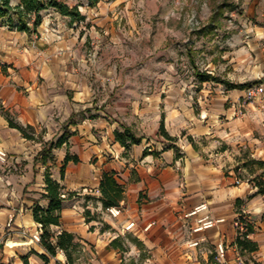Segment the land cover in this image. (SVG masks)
<instances>
[{
  "label": "crops",
  "instance_id": "1",
  "mask_svg": "<svg viewBox=\"0 0 264 264\" xmlns=\"http://www.w3.org/2000/svg\"><path fill=\"white\" fill-rule=\"evenodd\" d=\"M58 1L82 19L47 8L36 27L29 16L30 32L0 22V149L9 157L0 163V264H66L63 252L50 257L31 239L41 233L34 207L49 204L47 171L71 194L50 229L75 237L74 264H264V91L245 97L264 89V53L251 68L238 52L236 73L223 79L206 71L211 80L202 82L195 72L187 87L165 72L158 87L141 86L103 51L129 0ZM126 130L138 144L116 140ZM50 147L54 159L43 160ZM105 173L124 190L117 217L103 208ZM203 203L207 212L186 217ZM206 214L224 222L193 232ZM238 217L252 228L254 252L236 245Z\"/></svg>",
  "mask_w": 264,
  "mask_h": 264
},
{
  "label": "rangeland",
  "instance_id": "2",
  "mask_svg": "<svg viewBox=\"0 0 264 264\" xmlns=\"http://www.w3.org/2000/svg\"><path fill=\"white\" fill-rule=\"evenodd\" d=\"M129 3L128 8L119 6L120 12L128 9L129 16L120 14L116 42L103 51L115 57L123 75L138 77L141 86L158 87L165 72L179 73L187 87L195 85V72L211 71L223 79L236 73L233 60L238 52H247L251 68L264 53V0Z\"/></svg>",
  "mask_w": 264,
  "mask_h": 264
},
{
  "label": "trees",
  "instance_id": "3",
  "mask_svg": "<svg viewBox=\"0 0 264 264\" xmlns=\"http://www.w3.org/2000/svg\"><path fill=\"white\" fill-rule=\"evenodd\" d=\"M12 0H0V22L6 21L10 26H14V21H17L15 29L23 32H30V26L28 24L29 16L35 14L34 27L38 26L40 23V17L37 15L40 10L47 8H54L63 16H71L82 19V17L77 13V10L69 9L65 4L59 2L58 0H21V5L13 7L11 5ZM97 0H93L96 2ZM197 76L202 82L210 81L211 78L207 74H202L196 72ZM12 127H15L21 131L23 129L13 122H9ZM161 133L168 137L161 127ZM66 135L59 139V141L54 145L55 148L61 147L66 142ZM116 140L122 144V146L128 148L129 146L138 144L139 141L133 136L128 134V130L124 134L115 133ZM125 137L127 138L125 140ZM169 138V137H168ZM170 139V138H169ZM171 140V139H170ZM52 147L49 149H44L41 151V158L43 160L50 159L53 160L54 157L51 154ZM146 154V153H145ZM69 157L65 159V163L68 162ZM64 176V171H61V178ZM45 194L44 198L49 201L47 208H41L40 206H35L32 215L33 220L41 227L40 234V246L45 250V252L50 257H55L58 252H63L66 256V264H74L77 259V253L79 249L78 243L75 241V237L65 231L54 234L51 232L52 226H59L61 220V210L63 202L71 194L65 195L63 192V187L56 181H54L49 172L47 171L45 176ZM258 193L264 194V181L257 182ZM99 191L103 198V208L107 209L112 206H117L119 201L123 198V188L117 183L113 175L105 173L103 175L102 181L99 186ZM252 233V228L249 227L247 234ZM245 235V236H246ZM115 241H113V244ZM236 245L242 250H247L254 252L256 250L255 243L244 238H239L236 240ZM45 259V257L43 256ZM23 264H28L27 260H23Z\"/></svg>",
  "mask_w": 264,
  "mask_h": 264
},
{
  "label": "built area",
  "instance_id": "4",
  "mask_svg": "<svg viewBox=\"0 0 264 264\" xmlns=\"http://www.w3.org/2000/svg\"><path fill=\"white\" fill-rule=\"evenodd\" d=\"M263 91H264V89L261 85H256V86H253V87H251L245 91V97L247 99H253V98L257 97L258 95H261L263 93ZM8 160H9V157H8L7 153L0 149V163H2V164L7 163ZM236 184H240V181L237 180ZM207 210H208L207 205L205 203H203V204L195 207L193 209V211L191 213H189L186 217L205 213V212H207ZM106 211L112 217H117L121 214L122 209L120 206H115V207L107 208ZM222 222H224V219H222V218L213 219L206 214L197 220V226L193 229V232L198 233V232H201L204 230L211 229V228L215 227L217 224L222 223ZM150 226L151 225H148L146 229L150 228ZM234 226L237 230V236L239 238H244V237L247 238L248 237V235H246L247 231H248V223L244 217H238L234 222ZM133 227H134V223H130L128 226L125 227L124 230L127 232V231H130ZM39 228L41 229L40 226H39ZM40 234L41 233H38V232L34 233L31 236L32 241L39 243L40 242ZM197 245H198L197 242L192 244V246H197ZM219 251L221 253L223 252V248L221 246H219Z\"/></svg>",
  "mask_w": 264,
  "mask_h": 264
}]
</instances>
